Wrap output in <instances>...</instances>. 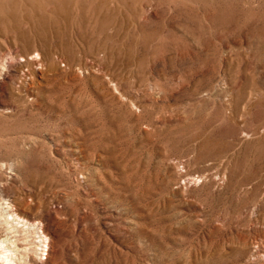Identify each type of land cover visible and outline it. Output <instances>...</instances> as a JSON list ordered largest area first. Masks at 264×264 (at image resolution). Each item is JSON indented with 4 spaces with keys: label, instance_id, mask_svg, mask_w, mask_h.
Here are the masks:
<instances>
[{
    "label": "rangeland",
    "instance_id": "1",
    "mask_svg": "<svg viewBox=\"0 0 264 264\" xmlns=\"http://www.w3.org/2000/svg\"><path fill=\"white\" fill-rule=\"evenodd\" d=\"M0 194L36 264H264V0H0Z\"/></svg>",
    "mask_w": 264,
    "mask_h": 264
},
{
    "label": "bare ground",
    "instance_id": "2",
    "mask_svg": "<svg viewBox=\"0 0 264 264\" xmlns=\"http://www.w3.org/2000/svg\"><path fill=\"white\" fill-rule=\"evenodd\" d=\"M25 204L23 197L5 200L0 194V260L4 264H36L47 255L49 239L40 221L21 216ZM254 259L264 261V256L254 255Z\"/></svg>",
    "mask_w": 264,
    "mask_h": 264
}]
</instances>
